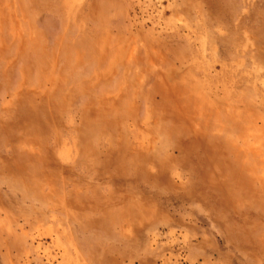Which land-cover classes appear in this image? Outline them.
<instances>
[{"label":"rangeland","instance_id":"374dc122","mask_svg":"<svg viewBox=\"0 0 264 264\" xmlns=\"http://www.w3.org/2000/svg\"><path fill=\"white\" fill-rule=\"evenodd\" d=\"M0 264H264V0H0Z\"/></svg>","mask_w":264,"mask_h":264}]
</instances>
